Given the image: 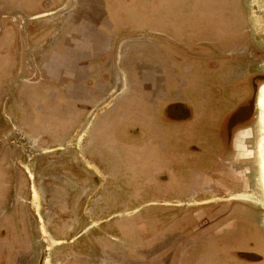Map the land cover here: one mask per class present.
Listing matches in <instances>:
<instances>
[{
	"label": "rangeland",
	"instance_id": "obj_1",
	"mask_svg": "<svg viewBox=\"0 0 264 264\" xmlns=\"http://www.w3.org/2000/svg\"><path fill=\"white\" fill-rule=\"evenodd\" d=\"M12 1L16 0H0V18H10L8 25L15 28L13 17L4 15L9 7L6 5ZM18 1L31 7L24 12L20 7L17 9L25 16L23 24H26V19L28 20L26 16L36 11L33 9L38 6L41 14L47 12V9L53 11L65 2V0ZM152 1L118 0L115 5L118 6L120 3L123 9L128 5L139 21L144 14L150 16L156 14L149 13V4ZM161 2L165 28L163 35H171L176 31H190L179 35L197 40L201 52L208 53L221 44L231 48L238 39L247 35L250 46L242 56L248 61L249 71L259 72V75H255L257 77L255 85H264V63L256 65L255 63L261 59H251L256 51L264 53V0H239V3L233 0H161ZM61 12L57 11L55 21L60 22ZM21 14L11 16L21 22L20 20H23ZM236 14L238 17H241V14L246 16V24L241 27L242 34L234 31ZM119 15L123 17V26H118V30H123L122 34L142 32L138 21L126 19V11ZM40 16L42 17L26 25H34L31 27L34 30L38 26H45L46 16L45 14ZM16 29L19 30V27ZM60 32L63 33V30ZM140 38L145 42V39H142L144 37ZM141 41L140 47L144 45ZM205 42L207 43L204 44ZM136 50L141 52L140 48ZM146 53L147 49L138 57L139 62H135L139 68L146 65L144 61ZM238 54H243V45L231 53L222 54L220 65L218 53L215 51L210 57L212 66L231 68L226 74L233 76L232 70L238 65L234 62L229 63L226 59L230 57L229 59L233 61ZM214 74L211 75L213 82L220 85L222 73ZM182 75L184 78L189 77L191 84L187 89L184 88V95L192 97V84L197 89L201 88V81L198 82L200 74L194 72L193 68L192 73ZM236 86L243 87L244 92L246 88L249 89L248 75L247 78L238 81ZM219 88L222 92L221 85ZM140 89L141 86L134 83L128 85L126 82L120 90L121 95L124 94L121 97L123 100L119 98L112 102L115 108L117 105L113 112L121 113V116L116 118L109 116L106 119L107 116H103L109 112L106 109L98 112L97 117L89 116L83 119L88 124L86 130L81 127L82 130L77 129L68 133L54 131L51 127L45 130L46 128L41 126L31 125L27 118L16 117L15 114L9 118L4 110L6 97L11 98L9 102L13 111L16 108L21 109V99L15 100L16 94L12 90L0 92V173L6 177L0 181L2 184L0 213L3 209L15 206L16 210L19 209V214L21 213L19 221H29L30 224V235L25 237L26 244L21 254L17 252L16 258L13 255L9 258L3 256L0 258V264H67L65 259L77 258L80 254L82 257L71 261L72 264H234L228 243L214 236L205 238L201 231L192 232L189 223H176L174 212L145 205L149 200L147 194L149 191L143 192L142 188L150 187L152 190L153 183H156L152 182L151 172L160 166L171 165L174 150H168L163 154V149L156 147L161 141V134L154 114H157V118L159 115L162 121L166 120V116L164 117V109L157 111L156 107L160 101L153 99L154 93L146 98L147 93H142ZM254 94L258 102L254 105L255 120L251 133L252 144L249 145L252 148L247 152V158L254 168L255 180L254 184L245 186L243 194L233 198L264 207V86H261L259 96L258 93ZM193 97L197 98L196 94ZM145 98L146 103H149L147 110L140 107ZM141 110L147 113L146 116L137 115ZM94 119L97 128L108 124L103 132L92 131L91 124ZM141 123L144 124L145 132L148 135L151 133L150 137L154 139L153 143L156 145L148 142L140 150H135L132 146H126L121 150L120 145L114 141L116 139L112 138L111 130L117 126L120 137L129 134L138 138L142 134ZM135 127L139 129L135 130ZM162 129L164 134L165 129L168 130L169 127L165 126ZM168 132L169 130L166 133L167 138H171L174 134L172 130ZM163 180L161 175L157 177V181ZM182 182H187L185 177L182 178ZM169 185L172 186L171 183ZM176 185L178 188L175 192L182 193L181 181ZM170 186L167 190L158 189L160 191L157 192H174V188ZM208 199L215 200L210 197ZM254 237L258 250L264 255L263 239L256 234ZM251 240L254 242L253 238ZM77 243L81 245H76ZM70 246L74 247L73 250H70ZM77 247L81 250L80 254L77 253ZM181 252L183 257L179 258ZM71 253L73 256H70Z\"/></svg>",
	"mask_w": 264,
	"mask_h": 264
},
{
	"label": "crops",
	"instance_id": "obj_2",
	"mask_svg": "<svg viewBox=\"0 0 264 264\" xmlns=\"http://www.w3.org/2000/svg\"><path fill=\"white\" fill-rule=\"evenodd\" d=\"M116 1L118 0H65L61 7L53 11L47 9V12L41 14L35 8L33 10L36 11L26 16L28 18L25 20L26 24L34 22L44 14L47 19L45 26H38L35 30L31 28L34 25L23 24L25 16L17 11L20 7L24 12L30 6L26 7L25 5V8L24 3L20 1H12L6 5L9 7L5 8L4 15L13 17L15 28L8 25L10 18H0V92L3 90L4 92L14 91L16 94L14 99H21L22 104L21 109L11 110L9 102L11 98L7 96L4 107L5 114L9 118L12 114H15L16 117H25L31 125L41 126L46 128L45 130L51 127L54 131L68 133L77 129L82 130L81 127L86 130L88 124L83 119L89 116L97 117L98 112H103L106 109L109 111L107 115H103L107 116L106 119L109 116L115 118L121 116V113L113 112L117 105L115 108L112 102L119 100L124 95H121L120 90L126 82L128 85L134 83L141 86L142 93H147L146 98L154 93L153 99L160 101L157 107L155 105L157 111L164 109V117L166 116V120L162 121L159 115L157 118V114H154L156 124L159 123L158 131L161 134V141L157 145L153 143L154 139H151V133L148 135L145 132L143 123H141L142 134L138 138L129 134L126 137H120L117 126L111 130L112 138L116 139L113 140L120 145L121 150L126 146L140 150L148 142L153 146L160 147L161 150L163 149V154H166L168 150H174V155H171V165L160 166L151 172L152 182L156 183H153L152 190L150 187L142 188L143 192L149 191L147 193L149 200L145 205L174 212L176 223H189L192 232L201 231L200 233L205 238L214 236L218 240L227 242L225 238L230 239L228 232L234 231L236 237L234 240L232 239V242L237 245L235 249H240L238 239L241 235L237 221H225L224 217H221L208 224L205 223L208 216L206 220L202 219L211 210L213 204L243 194L244 190L238 189L235 192L234 189V192H231L232 190L228 188L223 178L214 179L212 177L211 173L216 169L211 158L216 155V148L209 142L210 137L207 133L202 132V136L198 137L196 134L199 135V132H196V128L200 123L199 110L202 111V115H200L202 119L209 120L207 114L210 113L209 110L212 109V102H214L212 86L215 83L211 75L215 72L214 75L222 73L220 85L222 88H227L224 89V92L229 95L227 99H219L222 103L221 109H224L225 112L232 109L242 97L241 87L236 86L238 80L244 77L246 72L253 71H249L248 62L241 59V54H239V59L235 62L238 67L232 70L233 76H230L229 73L226 74L230 69L220 68L221 55L228 52L223 44L214 47L207 53L201 52L197 40H192L190 36L179 35L190 31H176L171 35H163L165 28L161 15L163 9L161 0H153L149 4V13L156 12L155 15L144 14V17L139 21L135 18V12H131L128 5L123 9L122 4L115 5ZM233 1L239 3V0ZM57 11H62L60 22L54 19ZM125 11L127 20L138 21V24L141 25H139L142 28L141 33L127 35L121 33L123 30H118V26H123V17L119 13ZM11 14H21L20 17L23 20L19 22V19ZM235 18L234 31L238 34L242 31L241 27L246 24V16L241 14V17H238L236 14ZM16 27H19V30ZM46 29L47 33L45 34ZM61 30L63 33L60 32ZM140 37H144L142 39H145V42L141 41ZM140 41L144 43V47L142 45L140 47ZM239 41L240 39H238ZM245 46L246 44H244ZM137 48H140L141 52L137 51ZM145 49H147V53L143 59L146 61V65L139 68L135 62H139L138 57ZM216 50L220 63L218 67L210 65L212 64L211 54H215ZM193 63L195 64L192 66ZM193 68L194 72L200 74L198 82L201 81V88L197 89L192 84L191 97L184 95V88L187 89L191 84L189 77L184 78L182 74L192 73ZM6 84L8 85L4 87ZM194 94L197 98L193 97ZM146 98L140 105L145 110L149 108ZM122 100L123 98H121ZM224 101H227L225 106L223 105ZM202 104L205 105L207 111L202 110ZM17 109L20 110V113ZM223 111L221 115L224 114ZM146 114L141 110L137 115L144 117ZM28 119L30 120L28 121ZM95 121L94 119L93 123H90L93 127L92 131L103 132L104 127L108 124L97 128L94 125ZM217 121V119L214 120V126L217 125ZM111 123H109V127ZM130 123L132 124V122ZM165 126L169 127V132L172 130L174 135L171 138H167V129L163 134L162 127ZM136 129L139 127H135ZM131 130L130 127L129 132ZM243 132V130H239L235 135L234 142H238L233 147L232 157L228 156L229 165H232L233 161L239 164L240 159L244 156L245 147L242 144L244 141L243 136H240L243 135L241 134ZM196 147L201 150L200 154L194 152ZM231 159L234 160L231 161ZM221 169L222 167L220 171ZM159 175L164 178L163 181H157ZM183 177L187 182H182ZM3 179L6 177L0 173V181ZM179 181H181L180 187H183L182 193L175 192V189L178 188L176 184ZM242 181V184L247 183L245 178ZM0 185L2 186V184ZM215 185L219 186L218 193L211 192L210 186ZM169 186L174 188V192H157L160 191L158 189L167 190ZM209 197L215 198V200L208 199ZM12 207L3 209L0 213V239L2 241L0 258L3 256L9 258L17 252L21 254L26 244L25 237L28 236V232L24 230L23 222L18 220L20 225L14 223V226L5 223H10L11 217L16 215L17 210L15 211ZM17 213L18 216L21 215V213ZM246 250L261 253L255 244ZM182 255L183 252L179 258H182ZM70 260L72 259H65L67 263ZM232 261L234 264H241L240 261ZM246 261L248 260L246 259ZM247 263L261 264L254 262L253 257Z\"/></svg>",
	"mask_w": 264,
	"mask_h": 264
},
{
	"label": "flooded vegetation",
	"instance_id": "obj_3",
	"mask_svg": "<svg viewBox=\"0 0 264 264\" xmlns=\"http://www.w3.org/2000/svg\"><path fill=\"white\" fill-rule=\"evenodd\" d=\"M246 46L243 48V54L244 55L245 52L247 51L248 46H250V42L247 40L245 42ZM264 56V53L261 52H257L251 56V59H261L260 61H258L257 63H255L256 65H260L264 63V58H262ZM243 61V60H241ZM245 62V61H243ZM238 73V72H237ZM259 72H246V75L242 78H240L238 81L240 82L242 79L247 78V75L249 77V89H247L245 92L242 91L243 87H241V99L238 103H236L232 109H229L227 111H223L221 109L222 107V103H220L221 101L219 99H223V98H228L229 95L227 94V92H224V89L227 88H222L220 91V86L217 83L213 84V89H214V102L212 105V109L209 110V114H207L209 116V120L208 121H204L202 119V111L199 110L198 111V116L200 117V123L198 124L199 127L196 128V132H199V135L196 134L198 137L202 136V132L203 133H207L208 136L210 137V143L214 146V148H216V155L213 156L211 158L212 163L215 167L216 170L212 171V177L214 179H219V178H223L226 181V184L228 185V188L231 189V192H237L238 189L245 190V186L250 185V184H254V178H255V172H254V168H252L251 165V161L248 160V151H251L252 147H249V145L252 144V140H251V133L253 131V122L255 120V110H254V105H257L256 103L258 102V98H257V102H256V96L254 93H258L259 96V90L261 88V85H255L256 78L255 75H259ZM255 79V80H254ZM245 86V85H244ZM231 88V87H230ZM225 93V94H224ZM255 96V97H254ZM216 98V100H215ZM255 98V100H254ZM227 104V101H224L223 105L225 106ZM258 108V106H257ZM202 110L207 111L205 108V105L202 104ZM224 112L223 115H221L222 111ZM218 115V116H217ZM213 118V120H212ZM217 119V125L214 126V120ZM239 130H243L244 132L241 133L243 135L242 139H243V145L245 147V151H244V156H242V158L240 159V165L236 162L234 163V159H231V161H233L232 165H229L227 160H229V157H232L233 152H234V146L237 145V142H234L235 140V135ZM250 133V134H248ZM239 137V135H238ZM195 153L200 154L201 150H199L196 147V150H194ZM222 167L221 171L220 168ZM27 172V169H25ZM211 172V171H210ZM27 174L29 175V173L27 172ZM222 176V177H221ZM30 177V176H28ZM31 178V177H30ZM247 180V183H243L242 184V179ZM230 180V181H227ZM240 182V184H239ZM210 188L212 189V193H218L219 192V186H210ZM244 208L247 211H243ZM13 209L16 211L15 206H13ZM17 212H19V209L17 210ZM16 212V215L11 217L12 220L10 223L5 222L6 224H12L14 226V223H17V225H20V223H18L19 220V216L18 213ZM31 215V214H30ZM207 221L205 223L211 224L213 222H215L216 220H218L221 217H224L225 221H237V226L240 229V235L241 237H239L238 241H239V246L240 249H235V247L237 245H235V243L232 242V239L234 240L235 236V232H228V234H230V239L228 237L225 238V240L227 242H225L226 244L228 243V247L230 249V252L232 253L230 255V257L235 261H240L241 264H251V263H247L249 261L250 258L253 257L254 262L257 263H261L264 264V255L262 253H254L251 251H247L246 249H248L249 247L253 246L254 244L257 246V242L255 240L254 234L258 235L260 238L263 239L264 241V207L261 205H257V204H250V203H245L242 201H238L235 198H231L228 200H223V201H219L218 203H215L212 205L211 210L209 212H207L205 214V216H203L204 220ZM210 216V217H209ZM256 216V217H255ZM25 221V220H24ZM23 221V222H24ZM239 221V222H238ZM25 222H27L25 224ZM23 226L25 227V232H28V236L30 235V227H29V221H25ZM27 236V237H28ZM229 236V235H228ZM251 238L254 239V244L253 241L251 240ZM76 245H81V244H76ZM75 245V246H76ZM71 250H73L74 247H70ZM78 248V247H77ZM233 248V249H232ZM241 248H246V249H241ZM258 248V247H257ZM76 250V247H75ZM77 253H81V250L78 248V252ZM18 254H13L14 258H16ZM70 256H73V253L70 254ZM80 257H82V254H80ZM79 256L77 258H72V257H68L72 260H70L69 263L67 264H72L71 261H76L79 260L80 258ZM246 259L248 261H246ZM245 261V262H244ZM252 262V261H250Z\"/></svg>",
	"mask_w": 264,
	"mask_h": 264
},
{
	"label": "trees",
	"instance_id": "obj_4",
	"mask_svg": "<svg viewBox=\"0 0 264 264\" xmlns=\"http://www.w3.org/2000/svg\"><path fill=\"white\" fill-rule=\"evenodd\" d=\"M16 1H18V0H16ZM50 2V1H49ZM49 2H47V4H49ZM25 5H26V7H29L27 4H24V7H25ZM25 7V8H26ZM39 7V6H38ZM38 7H37V9H38ZM49 8V7H48ZM243 33V31H241V34ZM248 40V37H247V35H245V36H243V38L242 39H240V41L238 42V41H236L235 43H234V45L233 46H231V48L229 47H227V45H226V49H228V52L229 53H231L232 51H235V49L238 47V46H241V45H243V48H244V44H245V42ZM236 45V46H235ZM235 46V47H234ZM234 47V48H233ZM234 49V50H233ZM238 49H240V48H238ZM216 52H217V50H216ZM218 53V52H217ZM239 54H238V56L237 57H235V58H233V61L231 60V59H229L230 57H228V59H226L227 61H229V63H235L239 58ZM241 59H243V60H245L246 62H248L247 61V59L246 58H244L242 55H241ZM225 60V61H226ZM210 65H212V64H210ZM227 69H231V68H227Z\"/></svg>",
	"mask_w": 264,
	"mask_h": 264
}]
</instances>
